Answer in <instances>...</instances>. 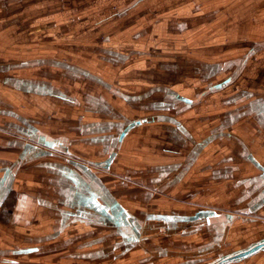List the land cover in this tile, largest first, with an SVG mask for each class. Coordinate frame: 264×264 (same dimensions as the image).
Here are the masks:
<instances>
[{"label":"crops","instance_id":"obj_1","mask_svg":"<svg viewBox=\"0 0 264 264\" xmlns=\"http://www.w3.org/2000/svg\"><path fill=\"white\" fill-rule=\"evenodd\" d=\"M144 1L135 0L128 11L110 14L105 22L90 21L82 32L96 39L101 35V43L87 35L79 48L60 45L59 50H71L76 57L53 62L55 69L79 82L72 97L56 92L46 81L35 90L30 80L7 78L11 87L42 97L43 105L53 99L55 108L65 105L85 119L72 117L69 130L56 134L23 120L27 130L20 135L52 156L19 164L12 189L0 204V264H142L143 252L146 257L150 252L169 253L149 243L162 235H181L189 242L191 234L205 232L209 237L199 248L203 254L230 237L233 250L224 255L264 239V15L257 14L264 11V0H241L242 5L233 0L237 5H231L228 14L222 11L227 0H214L198 9L199 20L193 24L198 11L191 6L197 0L171 11L133 10ZM245 2L249 4L244 10ZM207 6L218 8L210 23ZM117 16L124 25L116 26ZM184 65L193 66V75L185 74L190 70ZM138 121L120 141L126 127ZM36 138L40 143L33 142ZM114 152L109 169L100 170L118 173L136 186L102 179L112 196L146 226L150 216L153 221L167 218L161 226H150L151 234L133 246L121 236L127 229L100 223L95 211L84 209L86 214L80 216L77 195L87 191L71 179L81 175L92 185L71 163L96 171ZM25 161L40 162L42 169L21 177ZM213 184L218 203L209 205L203 191ZM92 188L97 189L95 184ZM226 192L231 194V208L222 203ZM150 202L157 211L131 209ZM208 211L234 219L227 226L219 217H205L180 230L183 218ZM165 227L177 231L166 234ZM262 252L247 260L264 263Z\"/></svg>","mask_w":264,"mask_h":264},{"label":"rangeland","instance_id":"obj_2","mask_svg":"<svg viewBox=\"0 0 264 264\" xmlns=\"http://www.w3.org/2000/svg\"><path fill=\"white\" fill-rule=\"evenodd\" d=\"M134 1L135 0H0V166L6 162L17 160L21 152V148L19 147L20 144L30 143L31 140L28 137L20 135L27 130L25 129L26 126L23 120L33 124L41 132L44 130L48 133L56 134L68 131L70 123H72L71 118H77V115L68 111L65 105H63L62 109L55 108L54 105L56 102L53 99L49 101L46 100L48 104L46 105L44 103V106L42 104V97L35 96L36 94L33 93H26L25 90H18L16 87L13 88V86L11 87L10 83L6 82L7 78L30 80L32 83L30 89L35 90H39L37 85H42V82L46 81L56 92L64 91L67 95L72 97V95H74L73 93H75V88H77L76 85H78L79 82L73 81V79H71L68 74L64 73L61 68V71L58 67L55 69L53 62L59 59L67 63L75 60L76 57H72L73 54L71 50H59L60 45L64 48H69L71 43H73L72 47L78 46L79 48L85 45L84 42L86 39L84 37L87 35H91L90 38H92L90 41L101 43L103 41L101 35L97 39L96 36L93 38L91 32L89 34L82 32L85 31L84 28L90 26V21L99 20L105 22L107 16L110 14L116 15L118 12L120 13V11L124 13ZM240 1L241 0L237 1V3L239 2L238 5ZM185 2L186 4H190L192 0H145L139 7H135L133 10H139L141 8L143 9L142 12H144L146 9L153 11L158 8L160 11H171L172 9L183 8ZM94 3L97 4L96 8L93 7ZM194 4L195 6H191V9L198 12H196V16H192V24L193 21L199 20L197 15L199 14L198 9L201 6L204 4H215V2L214 0H197ZM247 4H249V2L243 4L244 10L247 9ZM261 4L262 2L260 5ZM224 5L227 8H222V11L228 14L232 9L230 6L234 5L235 7L237 4L233 0H227L224 2ZM206 9V12H208V21L206 23H210V19L213 17L211 13L215 14L218 8L216 6H207ZM251 12L252 9L248 8L246 13L250 14ZM256 12L259 11L257 10ZM257 14L262 16L264 15V11ZM149 16H155V14L150 12ZM118 18V16L114 18L116 20V26L118 24L124 25L125 21ZM127 19L134 20V18L131 17ZM147 20V22L151 23L153 18H147ZM246 22L242 23L241 26L246 28ZM243 24H245V26H243ZM101 25L103 26V24ZM81 51L85 52L86 50L83 49L78 51L79 56H82L80 55ZM90 57H92V55H90ZM84 58H86V55ZM86 60L87 59H84L83 62H87ZM183 67L184 70H190L187 72L185 71V74L189 73L193 75L192 65H184ZM250 70L251 67L249 66L247 72ZM181 71H179V74H181ZM60 102H62L61 104L64 103L59 100V103ZM59 103L58 105H61ZM84 116L85 115H78L77 119H85ZM85 154L87 156L89 155L86 151ZM39 163L25 161L23 164L24 170H22L23 172L20 173V176L23 177L25 172H27V174L38 173V170L42 169ZM116 168L114 170H116ZM96 171H98L101 178L106 182L121 181L126 182L127 185L129 184L132 188L136 186V184L125 181L123 177L117 175L118 173L114 172L115 174H113L98 168ZM131 172L133 173L135 171L131 170ZM148 176L150 177V175ZM143 182L145 181L143 180ZM19 184H22V180L20 181V179L17 181V185ZM214 186L213 184L210 186V189L207 187V191H203L207 196L206 203L209 205L218 203L215 199L218 197V192L215 190L216 188ZM126 188L127 187H123L124 191L129 190ZM124 193V198L129 197L130 191ZM223 198L225 199V201H222L223 205L226 208H231V194L226 192ZM133 207H135V204L132 205L131 209L139 211L140 213L158 210L156 204L152 202L143 205V208L140 209ZM197 235L191 234L189 242L186 239L184 240L181 235H174L169 238L163 235L156 237L153 242H149L150 245L152 244L154 249L158 247L168 250L169 253L164 255L162 251L158 253L150 252V255H147L149 257H146L145 252H143L142 264H186L187 262H191L190 264H212L219 256L230 252L232 249V242L229 237L225 239L220 246L211 250V252L203 254L200 252L199 248L204 246L203 239L209 236L208 234L206 235L205 232H203L202 235ZM263 256L264 252H262L260 257L262 258ZM133 257L134 254H132V258ZM135 264H141V262L137 261ZM234 264H253V262H251V260H244ZM260 264L264 263L262 262Z\"/></svg>","mask_w":264,"mask_h":264},{"label":"water","instance_id":"obj_3","mask_svg":"<svg viewBox=\"0 0 264 264\" xmlns=\"http://www.w3.org/2000/svg\"><path fill=\"white\" fill-rule=\"evenodd\" d=\"M138 121L126 127L120 136L119 140L121 141L124 135L135 125L140 124ZM42 143V137L40 138ZM21 148V152L19 154V160L13 163L9 167H0V204L7 197L9 191L12 189V185L15 179V174L20 169V163L23 160H29L36 157H45L52 156V153L46 150H42L41 147H37L31 143H23L19 146ZM116 152L112 153L110 157L104 163L97 165L99 169L108 170ZM76 169L80 170L85 176L89 177L92 180V185L95 184L97 189H93L91 184H88L85 179L82 178L81 175H76L75 177H71L73 184L75 187L84 189L87 193L84 195L78 194V205L80 206L82 211H79L80 216H84L87 210L95 211L100 216V223L117 227L120 229H127L128 232L122 231L121 236L125 239L126 244L128 245H136L141 239L145 236L151 234L150 226L153 224L154 227L161 226L162 221H166L167 218L157 217V221H153L155 217H148V222L151 221L147 226L146 222L142 219H138L132 215H130L126 209L112 196V194L108 191L103 180L98 173V171H93L88 166L72 162L71 163ZM101 192V194H100ZM87 209V210H84ZM219 217L223 222H226L227 226L232 223L234 216L231 214H217L214 212H197L192 216L187 218H183L185 221L184 227H179L180 230H183L197 221L204 219L205 217ZM177 230L174 228L169 229V227H165L164 233H174ZM264 251V239L259 240L258 242L250 245L247 248L238 250L230 255H223L218 257L212 264H234L238 262H242L247 260L251 256ZM191 262H187L186 264H190Z\"/></svg>","mask_w":264,"mask_h":264},{"label":"flooded vegetation","instance_id":"obj_4","mask_svg":"<svg viewBox=\"0 0 264 264\" xmlns=\"http://www.w3.org/2000/svg\"><path fill=\"white\" fill-rule=\"evenodd\" d=\"M31 141H32V140H31ZM33 142H34V143H40V142H39V139H37V138H36V139H34V141H33Z\"/></svg>","mask_w":264,"mask_h":264}]
</instances>
